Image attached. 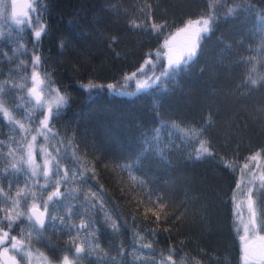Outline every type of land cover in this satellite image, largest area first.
<instances>
[{"label":"trees","instance_id":"16d2710c","mask_svg":"<svg viewBox=\"0 0 264 264\" xmlns=\"http://www.w3.org/2000/svg\"><path fill=\"white\" fill-rule=\"evenodd\" d=\"M8 6V0L0 4V85L5 93L0 100L24 127L21 130L9 124L7 117L0 118L3 193L11 200L17 192H39L34 185L48 183L39 174L32 178L29 170L15 177L3 176L12 164L20 167L18 161L23 153L17 150L18 145L27 148L35 136L34 154L44 163L47 156L40 149L50 153L49 168L55 158L62 172L70 170L69 175L84 165L95 173V179H89L87 184H61V192L79 189L81 193L76 200L69 195L62 204L79 205L84 193H99L102 188L105 208L119 214H114L113 219L128 223L127 229L122 228L116 235L97 224L101 229L96 241L100 249L92 250L76 264H109L100 257L104 253L117 256L114 246L119 244L128 253L125 264L133 260V247L135 255L148 264H159L160 253L169 255V248L176 251V264H245L239 235L240 216L248 196L246 188L241 192L236 185L246 163L249 171L243 173L245 182L251 179L250 172L264 174V21L260 19L264 16V0H29L31 10L28 7L24 12L27 16H13ZM233 8L236 11L228 14L227 10ZM211 14L216 16L212 31L203 34L198 56L175 82H167L166 87L158 82L137 91L138 81L146 79L144 73L125 79L144 66L149 54L153 64L144 66V72L152 75V68L159 75L162 66L167 65L164 55L157 59L155 54L163 53V41L168 35L191 19H208ZM17 20L28 22L18 26ZM154 23L167 25L161 35L151 29ZM40 24L47 25V32L35 44L34 32ZM35 55L42 56L39 68L32 67ZM33 71L39 72L41 79L46 72L51 88L59 89L68 99L67 106L51 121L47 139L37 135L40 125L36 121L44 119L55 94L45 95L48 88L43 87V113L35 120L28 119V113L39 112L28 91ZM249 79L257 80V84L248 83ZM89 83L101 87H81ZM21 84L25 85L23 89L18 87ZM110 84L116 91L134 95H117L107 87ZM174 124L179 129L207 131L200 138L188 137L173 128ZM154 129L168 145L163 159L153 152L139 155L144 134L150 135ZM52 133H58L60 139H72L73 144L70 148L67 143L61 145ZM198 139L210 141L215 155L189 159L190 153L195 156ZM61 147L67 149L61 155L66 154L68 159H61L54 150ZM73 156L78 162L73 161ZM252 156H256L254 162L247 159ZM221 157L234 163L237 170L225 168ZM141 180L146 182L143 186ZM52 191L54 187L44 190L43 199ZM150 192L166 197L168 202L162 212L158 204L148 202ZM3 200L0 195V215H4V209H11V203ZM39 202L29 197L27 206L22 204L9 214L24 212ZM157 212L162 218L178 215L179 219L157 222ZM55 214L63 216L64 212ZM93 215L97 220L102 218L101 213ZM84 220L81 216L71 217L77 225ZM257 230L264 234L259 227ZM30 231L25 221L11 235L28 248L40 251L49 261L64 255L75 261L73 253L65 249L69 240L76 238L75 232L69 235L49 227L44 231L47 239L37 242L28 239ZM134 233L139 238H134ZM85 235L81 232L76 244L88 251L90 244L84 243ZM147 244L152 248L141 247ZM247 264H264V260Z\"/></svg>","mask_w":264,"mask_h":264},{"label":"snow or ice","instance_id":"6c2138e0","mask_svg":"<svg viewBox=\"0 0 264 264\" xmlns=\"http://www.w3.org/2000/svg\"><path fill=\"white\" fill-rule=\"evenodd\" d=\"M38 2V0H37ZM3 3V0H0V4ZM31 10V6H28ZM237 7H240L238 5ZM236 9H228V14H232L235 12ZM27 16V13H24ZM261 21H264V16L260 17ZM216 20L215 14H211L208 19L203 17L195 20L189 21L188 24L185 26V29H181V31H186L192 25H199V29L196 32V40L192 41L191 43L187 44L184 49H182L178 54H174L171 47H168L169 40L165 39L164 47H168V51L166 53H161L160 51L156 52V57L159 59L162 55L167 56V67L164 68L162 66V70L160 71L159 75H157L152 68H149V71L152 72V75H148L147 72H144V66L152 65L151 54H149V59L144 61V66L140 69H137V72H133L131 76L125 77V79H132L136 77L138 73H144L146 79L142 82H138L137 84V91L149 89L152 85L159 83H163L164 86H167V82H175L176 77L186 70L194 59L198 56L199 52L198 49L201 47V40L205 38L203 34H208L212 31L213 22ZM27 20H17V25H21L23 23H27ZM34 23L39 24V21H34ZM166 24H152L151 29L157 34L161 35L163 33V29L166 27ZM133 27H141V25H133ZM264 27V24H262ZM47 32V25L40 24L39 30L34 32V43L39 44L43 35ZM115 41V37L112 38ZM63 46V45H61ZM251 58H249V61ZM42 56L35 55L32 58V67L39 68L42 66ZM23 66V65H22ZM154 67V65H153ZM248 83L252 85L257 84V80L249 79ZM31 84L32 86L28 89L29 93L32 94L36 98V107L39 110L33 111L32 113H28V119L35 120L38 114H42L44 110V101L41 99V94L38 89L43 86L48 88V92L45 95H54L53 104L47 106V114L44 116L42 121H36L39 123L40 128H38L37 135L43 136L45 139L48 138V134L51 133V128L49 127L51 121L57 118L60 111L63 110L64 107L68 104V99L65 94H62L59 89H52L50 86V81L48 80V74L44 73V79H41V75L39 72L33 71L31 75ZM16 87V86H13ZM19 88L23 89L25 87L24 84L18 86ZM81 87L85 89H93L97 87H101L94 84H87L81 85ZM109 89H113L115 94L117 95H134L131 92H125L123 90L116 91L114 85H108ZM4 87L0 85V97L4 95ZM4 101L0 100V118L7 117V122L13 126H19L21 130H23V125L19 124L18 121H15L8 111L7 108L4 106ZM17 107H20L19 105ZM173 128L178 129L182 132L184 136L188 137H196L200 138L203 137L205 132L207 131L206 128H199L194 129L192 127H188L185 129H179L178 125H172ZM53 137L59 140L61 145L67 143L70 146L73 144L72 139L64 138L60 139L58 133H52ZM37 137H33V143H29L27 148H24L22 144L18 145L17 150L23 153L20 156L18 163L20 167H17V164L14 163L11 165L10 169H5L3 176L6 178L8 175L17 176L18 174H26L27 171L31 170V177L35 178L38 174L41 175L48 183L39 185L36 184L34 186L40 189L39 192H32V191H20L17 192L16 198L11 199L7 196L6 193H3V190L0 189V195H3V202L11 203V209H4V215H0V247H3L4 253L7 254L9 251V247H4L5 245H9L10 248L16 251L20 256L21 259L27 258V253L25 249L28 247L26 244H22L20 240H17L16 236L11 235L12 231H15L19 224L24 223L27 221L31 231L28 233V239H35L37 242H43L47 238L44 236V231L51 227L55 231L64 232L66 231L69 235L73 232L76 233V238L79 237L81 232H85L86 235L84 236V243L90 244V248L86 251L85 247L82 245L76 244V238H72L69 242L65 245V249L73 253L75 257V261L70 259L68 255H64L60 260L59 264H76L77 261L82 259L85 255H90L91 251L94 249H100L99 243L96 241L98 240V233L100 232V227L97 224L108 228L111 230L113 235L118 234L122 228L127 229L128 223L125 220H120L119 222L116 219H113V215H119L118 213H113L108 211L105 208V200L102 195V188L100 192H90L83 194V203L76 205V204H62V201L67 199L70 195L73 200L80 198V190L75 189L69 191L65 189L64 192H61L60 185L61 184H68V183H75L79 182L80 184H87L89 179H95V173L92 172L86 165H84L81 169L72 171L71 175H69L70 170L61 171L60 162L59 160L53 158L52 160V167H48V161H44L43 164H36L34 160V142L36 141ZM2 143V142H0ZM199 147L194 149L195 156L193 157L192 154H189V159L195 158L197 160L203 157H212L215 153L211 150L210 141L204 139H198ZM168 147L165 145L163 141L160 139V133L158 129H154L151 131V134L145 133L144 134V141L142 145V151L139 154L143 156L145 153L153 152L159 155L162 159L164 158V149ZM58 156L61 159H68V156L61 155L62 153H66L67 149L61 147L54 149ZM41 153L45 156H49L50 153H47L44 149H40ZM259 155V153L257 154ZM249 161L254 162L256 160V156L248 157ZM73 161H76L75 156H73ZM221 163L227 169L232 171L237 170V166L234 163H228L221 157ZM117 167H120L117 165ZM125 168H131V165H124ZM39 170V173L37 172ZM242 172L241 180L237 182L236 189L240 190L241 192L244 189H247V211L249 214V218L247 223L243 224L245 236H241L240 239L245 241L244 245V260L245 264H247L250 258H256L257 256L261 259H264V236H253L252 241H248V234L252 233L255 234L257 228L259 227L260 230L264 231V174L254 175L251 172V179L247 180L246 182L243 179V173L249 171V165L246 163L243 165V168L240 169ZM91 173V175L86 176V174ZM60 177V179H53V177ZM258 181V183H257ZM15 179L12 180L9 184V189L11 188L12 184L15 183ZM146 182L141 180L140 184L143 186ZM49 187H54L55 191L49 193L47 199H43L42 192ZM255 189V190H254ZM153 195H155V200L153 199ZM255 196L256 199L253 200L252 197ZM31 197L33 200H39L40 202L34 203L31 207H26L24 212L16 211L15 215H10L9 212L15 209H19L22 204L27 206L28 198ZM235 195L233 199L235 200ZM147 200L149 203L158 204L161 212L164 209L165 203H167V199L164 195L159 193H151L148 195ZM237 209L240 208V205L237 204ZM43 209L41 211L40 209ZM58 211H63L64 215L59 216L55 213ZM101 213L102 218L97 220V218L93 215V213ZM161 212L155 213V219L157 222H167V220H178V215H163ZM81 216L84 217L85 220L81 224L77 225L71 222L72 216ZM135 219V218H133ZM7 229L5 231L4 229ZM91 229V231H89ZM168 231V229H165ZM23 228L20 229V233L23 234ZM35 232L36 235L33 237L32 233ZM151 235L155 236V232L150 233ZM134 238H139L136 233L133 234ZM117 249V256H108L106 253L100 257L102 261L109 262V264H125V257L128 253H126L124 245L119 244L114 246ZM151 249L152 245H142L141 246ZM52 251L54 252L55 249L53 248ZM102 251V250H101ZM169 255L164 256L163 251L160 253V261L159 264H176L173 260V256L176 255V251L173 248L167 249ZM136 249L133 247V260L131 264H148V262L144 261L141 257L135 255ZM154 254V252H153ZM46 259V258H45ZM9 260L11 264H18V261L15 257H10ZM151 264H156L155 261H152Z\"/></svg>","mask_w":264,"mask_h":264},{"label":"rangeland","instance_id":"374dc122","mask_svg":"<svg viewBox=\"0 0 264 264\" xmlns=\"http://www.w3.org/2000/svg\"><path fill=\"white\" fill-rule=\"evenodd\" d=\"M8 8H9V12L11 13L12 12V6L10 4V0H8ZM12 14V13H11ZM199 18H195V19H191L189 21H195ZM185 22L184 24H182L180 27H178L176 30H174L171 34L168 35V37L166 39L169 40V45L168 47H171L172 50H173V53L174 54H178L182 49L185 48V46L189 43H191L192 41H195L196 40V32L197 30L199 29V25H192L190 28H188L186 31H181V29H185V26L188 24V22ZM165 41V40H164ZM164 41H163V50L162 52L163 53H166L168 51V47H164ZM165 57V63L167 65V56L164 55ZM138 82H142L141 80H139ZM31 86V85H30ZM43 86H41L38 91L40 92L41 94V99H42V95H43ZM33 155H34V160H35V163L36 164H42L43 162L41 161H38V159L36 158L34 152H33ZM51 158L49 156L46 157V160L45 161H48L50 160ZM48 167H49V163H48ZM29 171L31 172V170L29 169ZM39 170H37L38 172ZM50 192H48L45 196V199H47L48 195H49ZM242 215L240 216V235H239V241H240V244H241V248L243 247L245 241L241 240L240 237L241 236H245V232H244V228H243V224L244 223H247L248 221V218H249V214H248V211H247V200L245 202V205H244V211H242ZM264 236L263 233L259 232L258 230L256 231L255 234H252V233H249L248 234V241H252L253 239V236ZM4 247H9V251L7 252V254L4 253V250H3V247H0V264H11V261L9 260L10 257H15L16 260L20 262L19 264H59V260H55V261H49L47 259H45L46 257L38 250L32 248H26L25 251L27 253V258L26 259H21V256L14 250H12L10 248L9 245H5ZM242 254H243V261L244 260V253L242 251ZM264 259H261L260 257L257 258V259H253V258H250L248 260V262H260V261H263Z\"/></svg>","mask_w":264,"mask_h":264},{"label":"water","instance_id":"95a60500","mask_svg":"<svg viewBox=\"0 0 264 264\" xmlns=\"http://www.w3.org/2000/svg\"><path fill=\"white\" fill-rule=\"evenodd\" d=\"M10 4L12 5V11H13V13L15 15H17V16H20V15L24 14V12L26 11V9L28 8V6H29V0H10ZM31 86H32V84H31ZM30 95L32 96L31 93H30ZM32 98L36 102V98L34 96H32ZM32 205L33 204L29 205L28 207H31ZM40 210L43 211L42 208ZM244 245H245V243H244ZM244 245L242 247V251L244 249ZM243 253H244V251H243ZM257 258H259V257L257 256L256 258H253V259H257Z\"/></svg>","mask_w":264,"mask_h":264},{"label":"flooded vegetation","instance_id":"af4514ba","mask_svg":"<svg viewBox=\"0 0 264 264\" xmlns=\"http://www.w3.org/2000/svg\"><path fill=\"white\" fill-rule=\"evenodd\" d=\"M11 13H12L13 16H17V15H15L13 12H11ZM18 261H19V259H18ZM19 263H20V262H18V264H19Z\"/></svg>","mask_w":264,"mask_h":264}]
</instances>
